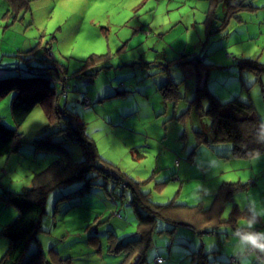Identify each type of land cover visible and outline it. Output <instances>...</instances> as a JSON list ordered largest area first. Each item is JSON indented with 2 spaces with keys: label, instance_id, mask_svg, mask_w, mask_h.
I'll return each mask as SVG.
<instances>
[{
  "label": "rangeland",
  "instance_id": "1",
  "mask_svg": "<svg viewBox=\"0 0 264 264\" xmlns=\"http://www.w3.org/2000/svg\"><path fill=\"white\" fill-rule=\"evenodd\" d=\"M247 60L264 64V0H28L20 7L0 0V76L24 73L27 67L65 74L61 82L68 85L59 104L84 122L83 131L102 159L140 181L154 201L173 197L209 206L213 191L233 182L222 216L232 214L236 223L251 226L244 235L263 243L264 151L233 156L231 142L202 141L209 136L211 118L205 112L207 98H195L200 85L222 102L239 96L254 104L264 122V71L255 74ZM85 93L87 106L81 102ZM12 95L0 96L7 126L14 125ZM51 102L55 106V99ZM49 116L42 104L34 106L18 128L24 140L20 150L0 155V258L8 245L1 230L17 213L5 195L30 186L35 173L58 155L34 140L63 139L65 119L47 125ZM81 143L64 140L75 160L85 157ZM100 177L96 182L103 181ZM82 184L78 180L48 191L28 254L37 240L48 259L57 252L69 257L66 264H117L124 257L113 245L135 237L130 193L109 178L106 188L91 185L82 202L73 205L75 200L64 195ZM197 236L178 226L172 241L155 235L148 251L170 259V247L177 259L184 257L177 264H188V246L179 241L194 245ZM209 236L218 249L210 252L209 264L264 263L256 251L262 249L244 236L234 246L236 251L248 243L239 253L228 249L221 231ZM136 252L125 256V264Z\"/></svg>",
  "mask_w": 264,
  "mask_h": 264
},
{
  "label": "trees",
  "instance_id": "2",
  "mask_svg": "<svg viewBox=\"0 0 264 264\" xmlns=\"http://www.w3.org/2000/svg\"><path fill=\"white\" fill-rule=\"evenodd\" d=\"M10 2L13 7L28 4V0H10ZM34 48L28 51L32 52ZM188 60L192 59L189 58L185 61ZM244 64L254 69L257 75L264 71V64L255 60H247ZM50 68H53L56 73L54 65ZM29 70L27 67V71L24 73L17 72L0 76V96L13 91L10 110L14 122L13 126H7L0 116V155L20 150L24 140L21 138V132L18 128L28 117L34 106L38 104H42L50 115L47 125H52L62 118L65 119L66 124L60 128L64 132L63 139L54 140L51 137L34 139L41 143L40 145L44 148V151H53L58 154L57 157L42 171L35 173L30 186L25 187L21 192L9 191V194L5 195L16 207L17 213L1 230L8 237V245L1 255L0 264H66L69 262V257H61L57 252L54 253L56 256H52L51 259L54 262L48 259L37 240L32 242L30 254L27 250L32 238H36L37 229L40 228L48 191L54 187L78 180L83 181L82 186L69 192L70 195H64L71 201L75 200L73 205L82 202L83 192L85 189H89L91 185L98 184L106 188L105 182L109 178H112L113 181L115 179L117 185L130 193V203H132L133 213L136 217L135 237L121 241L115 238L116 243L113 248L124 253V257L117 264H125V256L131 253L133 249L137 250L135 253L137 255L128 264H145V262L148 264L150 261L154 264H177L178 260L181 261L184 257L177 259L170 247L168 251L170 259L167 255L166 257L159 254L151 255L152 253L150 254L148 250L155 242L153 239L155 235L163 236L165 234L172 241L171 233L178 226L188 228L198 235L194 245L179 241V243L183 242L188 246L186 254L188 264H209L211 261L209 258L210 252H216L218 249L215 247L216 244L209 246V249L204 245L208 240V235L220 232L219 228L223 225L222 223L229 221L231 228L240 234L248 233V228L252 230V227L247 224L236 223V217L230 216L232 214L228 218L222 216L224 204L232 196L230 188L233 186V182L219 185L214 191L213 199L208 207L177 201L173 197L164 202L154 201L150 197L149 190L144 191L141 189L140 181L132 179L99 156L94 142L83 131L84 122L68 113L65 105L63 108L60 106V95H64L65 85H68L67 82L63 83L65 82L64 79L66 80L65 74L58 77V75L52 74L47 69L39 72ZM58 79L60 82H58ZM196 92L195 98L202 96L207 98L208 103L205 112L211 118L209 136H202V141L209 143L231 142V155L233 156H252L264 151V122L250 100L246 101L239 96H234L222 102L207 86L202 85L196 89ZM176 95V97L179 96L178 93ZM87 98L89 99L86 93L81 98L84 106L88 105L84 104ZM54 99L55 106L51 102ZM89 103H91L90 99ZM52 110L55 112H52ZM66 139H71L76 143L82 142L81 144L85 150L83 159L75 160L72 157L71 152L64 144ZM107 164L111 165L112 168L107 167ZM96 173H98L97 175L101 174L102 182L98 179L96 182L97 175H93ZM72 192L77 195L71 194ZM115 215L121 216L119 212H115ZM89 229L94 231V225H90ZM110 234L117 237L113 231ZM254 239L256 238L254 237ZM256 251H258L257 256L259 259L264 258L263 250ZM158 256L161 257L160 261L156 260ZM216 256L219 257L214 255V257Z\"/></svg>",
  "mask_w": 264,
  "mask_h": 264
},
{
  "label": "crops",
  "instance_id": "3",
  "mask_svg": "<svg viewBox=\"0 0 264 264\" xmlns=\"http://www.w3.org/2000/svg\"><path fill=\"white\" fill-rule=\"evenodd\" d=\"M226 157H228V156H230V154H228V153H226ZM224 183V182H223ZM219 187V186H218ZM217 187V188H218ZM213 195H214V191H213ZM213 197V196H212ZM186 203H189V201H185ZM190 204V203H189ZM193 204H200L202 207H208V206H203L202 204H201V201H199V202H197V203H193ZM226 218V217H225ZM223 225H221V227L219 228L220 229V231H221V233H222V235H223V242H226L227 243V245H229L228 246V249L230 250V251H235L234 250V246L236 245V244H240L241 242L239 241V240H242V237H239V236H244L243 238H245L246 239V236L244 235V234H240V233H238V232H236V231H234V229L233 228H231L232 226L230 225L231 223L229 222V221H225L224 223H222ZM224 230V231H223ZM235 233H237L239 236H237ZM207 242H205V244H207V247H209V246H212V245H214L215 243L214 242H212V243H209V240L211 239L210 238V236L208 235V237H207ZM243 241H245L244 239H243ZM246 241L247 242H250L251 240H248V239H246ZM248 244V243H247ZM247 244L245 243L244 244V248L247 246ZM205 247H206V245H205ZM206 247V248H207ZM231 248V249H230ZM242 246H239V249L238 250H236L235 252H237V253H239V252H243V251H245V249L244 248H242ZM207 249H209V248H207ZM258 255V254H257ZM242 259H244L245 258V255L243 254V256L241 257ZM259 258V257H258Z\"/></svg>",
  "mask_w": 264,
  "mask_h": 264
},
{
  "label": "snow or ice",
  "instance_id": "4",
  "mask_svg": "<svg viewBox=\"0 0 264 264\" xmlns=\"http://www.w3.org/2000/svg\"><path fill=\"white\" fill-rule=\"evenodd\" d=\"M68 3L71 4V0H68ZM54 24L55 20L51 24H49V31L52 30ZM228 179H234V177H228ZM246 239L251 240L253 243H255V239L253 237H246Z\"/></svg>",
  "mask_w": 264,
  "mask_h": 264
},
{
  "label": "clouds",
  "instance_id": "5",
  "mask_svg": "<svg viewBox=\"0 0 264 264\" xmlns=\"http://www.w3.org/2000/svg\"><path fill=\"white\" fill-rule=\"evenodd\" d=\"M250 242H252V241H250ZM254 245H255L256 247H259V248H261L262 250H264V243H261V242H259V241H255Z\"/></svg>",
  "mask_w": 264,
  "mask_h": 264
},
{
  "label": "built area",
  "instance_id": "6",
  "mask_svg": "<svg viewBox=\"0 0 264 264\" xmlns=\"http://www.w3.org/2000/svg\"><path fill=\"white\" fill-rule=\"evenodd\" d=\"M86 103H88V101ZM86 103H85V105H87ZM156 260L157 261H160L161 260V257L160 256L156 257Z\"/></svg>",
  "mask_w": 264,
  "mask_h": 264
}]
</instances>
